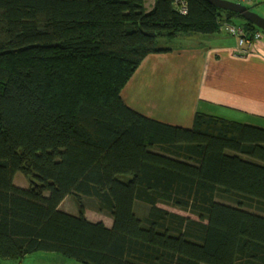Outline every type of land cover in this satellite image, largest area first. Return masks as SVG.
Instances as JSON below:
<instances>
[{
	"label": "trees",
	"instance_id": "obj_1",
	"mask_svg": "<svg viewBox=\"0 0 264 264\" xmlns=\"http://www.w3.org/2000/svg\"><path fill=\"white\" fill-rule=\"evenodd\" d=\"M224 23L259 30L206 0H0L1 258L264 264V127L196 111L184 128L120 96L144 57L172 50L158 37ZM92 198L111 226L86 217Z\"/></svg>",
	"mask_w": 264,
	"mask_h": 264
},
{
	"label": "crops",
	"instance_id": "obj_2",
	"mask_svg": "<svg viewBox=\"0 0 264 264\" xmlns=\"http://www.w3.org/2000/svg\"><path fill=\"white\" fill-rule=\"evenodd\" d=\"M178 40L171 51L142 59L120 91L124 103L184 128L192 126L196 111L264 127V33L245 54L224 31ZM67 198L59 207L70 213L62 207ZM107 217L104 224L111 226Z\"/></svg>",
	"mask_w": 264,
	"mask_h": 264
},
{
	"label": "rangeland",
	"instance_id": "obj_3",
	"mask_svg": "<svg viewBox=\"0 0 264 264\" xmlns=\"http://www.w3.org/2000/svg\"><path fill=\"white\" fill-rule=\"evenodd\" d=\"M234 2H238L239 0H230ZM147 5H150L152 0H145ZM248 8H251L254 12L258 13L262 17H264V1L260 3H249L247 5ZM238 20V18H235ZM221 35V34H220ZM223 35V34H222ZM180 40L178 38L173 40H167L164 37H158L157 40V46L159 47H174L176 46ZM164 53V52H161ZM262 124V123H261ZM259 126V125H257ZM262 127V126H261ZM13 181L16 185H21L23 187H28L30 185L29 178L21 173L16 172L13 178ZM91 201V203L87 204V209L85 211V215H87L89 220L93 221H102V222H108V217L105 213H102L96 209L95 202L92 199H88ZM137 202V201H136ZM160 207L165 208L169 211H173L182 215L192 216L188 211L182 210L178 207H174L171 204L167 202H160L158 204ZM62 207L66 210H68L72 214H77L78 208L75 202L71 197L67 198L65 202L62 204ZM145 206L142 203H136L135 208L137 211V214L141 213L142 211L146 210L144 208ZM76 212V213H75ZM0 264H83L73 258H69L66 256H63L60 253L56 252H46V251H35L30 254L25 255L21 259H8V258H1L0 257Z\"/></svg>",
	"mask_w": 264,
	"mask_h": 264
},
{
	"label": "built area",
	"instance_id": "obj_4",
	"mask_svg": "<svg viewBox=\"0 0 264 264\" xmlns=\"http://www.w3.org/2000/svg\"><path fill=\"white\" fill-rule=\"evenodd\" d=\"M262 1L264 0H239L240 3H244L246 5L249 3H259ZM180 10L181 12H185L184 7H182ZM222 30L236 39V48L238 54L247 53L252 46V43L263 36V32L261 30H256L251 35H248V33H246L241 26L231 23H224Z\"/></svg>",
	"mask_w": 264,
	"mask_h": 264
},
{
	"label": "water",
	"instance_id": "obj_5",
	"mask_svg": "<svg viewBox=\"0 0 264 264\" xmlns=\"http://www.w3.org/2000/svg\"><path fill=\"white\" fill-rule=\"evenodd\" d=\"M209 4L240 14L246 21L256 26L264 33V17L249 9L246 4L230 0H206Z\"/></svg>",
	"mask_w": 264,
	"mask_h": 264
},
{
	"label": "clouds",
	"instance_id": "obj_6",
	"mask_svg": "<svg viewBox=\"0 0 264 264\" xmlns=\"http://www.w3.org/2000/svg\"><path fill=\"white\" fill-rule=\"evenodd\" d=\"M239 2V1H238Z\"/></svg>",
	"mask_w": 264,
	"mask_h": 264
}]
</instances>
